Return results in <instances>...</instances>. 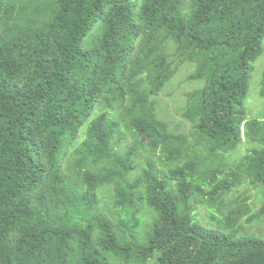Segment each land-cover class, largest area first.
I'll use <instances>...</instances> for the list:
<instances>
[{
  "label": "trees",
  "instance_id": "obj_1",
  "mask_svg": "<svg viewBox=\"0 0 264 264\" xmlns=\"http://www.w3.org/2000/svg\"><path fill=\"white\" fill-rule=\"evenodd\" d=\"M263 53L264 0H0V264H264V239L238 237L264 216L224 200L241 184L224 154L245 142L264 189V121L243 105ZM188 64L194 144L157 112ZM203 154L224 166L212 191ZM202 204L234 233L201 226Z\"/></svg>",
  "mask_w": 264,
  "mask_h": 264
},
{
  "label": "rangeland",
  "instance_id": "obj_2",
  "mask_svg": "<svg viewBox=\"0 0 264 264\" xmlns=\"http://www.w3.org/2000/svg\"><path fill=\"white\" fill-rule=\"evenodd\" d=\"M248 69L250 79L248 83V93L243 105L249 119H260L264 121V53L257 61L251 62L248 65ZM195 71L196 67L193 64L181 67V70L178 72V78L175 79L171 88L166 90L161 99H159L157 111L159 118L171 124L173 134L187 139L189 144L196 143L197 137L193 136L195 134L194 124L184 116L190 104L188 95L204 85V81L195 82L190 80V76H192ZM253 148L254 145L245 142L240 145L236 153L224 154V159L228 158L230 165L236 168V173L241 174V184L237 186L238 188L236 190L230 191L224 198L229 207L224 206L227 208L226 211H231L236 207L235 202L238 201V206L242 202H246L249 206V216L256 214L264 216V189L257 184H253L250 176L241 168L242 157L249 154ZM205 151L206 150L201 147L196 150L193 156H197V154H201ZM155 159L159 163V168L165 172L169 169L164 166V158L156 157ZM220 160H222L221 155L217 157H211L205 154L201 155V159L198 160L200 166L198 176L195 177V184L203 186L207 191H212V189H208L209 183L212 181V173H214V171L224 170V168H222L224 166L221 165ZM142 165V161H139V168L133 173L132 178L141 174ZM225 171L226 180L224 174L218 177V182H223L224 180L228 182L232 181L231 168ZM99 196L100 206L102 208L105 207L106 211H114L113 209H116L114 208L113 192L110 189L101 192ZM150 214H153L155 218V214L145 208L142 215L149 217ZM242 219H247V215H243ZM197 220L201 226L209 230L226 234H233L238 227L237 224L235 228L231 229L225 224H222L221 220H223V217L217 213L215 207L209 204H202L200 206L199 212H197ZM240 221L243 229L238 233V237H258L264 239V217L252 222V225L249 227H245V221ZM117 222L119 224V219H117ZM144 228L147 229V227ZM144 228L140 229V233L145 234L147 232ZM100 233L101 230L97 229L96 236Z\"/></svg>",
  "mask_w": 264,
  "mask_h": 264
}]
</instances>
